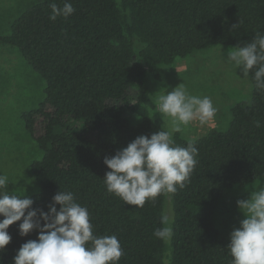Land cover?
Segmentation results:
<instances>
[{
  "label": "trees",
  "instance_id": "16d2710c",
  "mask_svg": "<svg viewBox=\"0 0 264 264\" xmlns=\"http://www.w3.org/2000/svg\"><path fill=\"white\" fill-rule=\"evenodd\" d=\"M53 2L62 7L64 0H40L0 36L45 81L43 102L21 114L43 153L29 168L40 187L28 197L32 208L47 212L59 190L71 191L89 210L94 234L117 236L124 252L118 264H162L167 246L153 231L169 206L170 264H231L229 240L213 213L230 189L264 179V89L255 87L254 70L252 100L231 107L228 128L190 139L198 162L170 200L126 205L106 190L103 160L137 136L164 130L147 75L157 77L159 66L178 58L264 34V0H70L75 12L55 21L49 19ZM173 140L181 147L189 141L180 132ZM20 222L7 229L12 239L0 264H13L20 246L37 239L35 229L20 236Z\"/></svg>",
  "mask_w": 264,
  "mask_h": 264
},
{
  "label": "clouds",
  "instance_id": "9594fccd",
  "mask_svg": "<svg viewBox=\"0 0 264 264\" xmlns=\"http://www.w3.org/2000/svg\"><path fill=\"white\" fill-rule=\"evenodd\" d=\"M49 7V19L53 21L75 12L70 0H64L62 7L55 2ZM226 62L240 68L243 77L254 70L255 87L264 89V34L257 32L251 41L231 47ZM155 104L159 113L168 118V129L137 136L103 160L109 169L103 177L106 190L126 205L143 207L159 196L170 200L186 186L198 162V149L192 140L186 147L175 145L173 133L193 121L201 126L210 124L218 111L210 97L191 95L183 84L159 95ZM9 183L8 176L0 174V251L12 239L7 229L13 223L21 221L18 232L22 237L34 229L38 231L37 239L20 246L13 264H118L124 252L117 236L94 234L89 210L77 202L73 192L59 190L45 212L33 209L34 201L24 192H10ZM237 206L245 218L230 233L227 249L231 264H264V187L238 200ZM173 224L171 208L162 210L160 226L153 231V236L167 246L162 264H170Z\"/></svg>",
  "mask_w": 264,
  "mask_h": 264
},
{
  "label": "rangeland",
  "instance_id": "374dc122",
  "mask_svg": "<svg viewBox=\"0 0 264 264\" xmlns=\"http://www.w3.org/2000/svg\"><path fill=\"white\" fill-rule=\"evenodd\" d=\"M40 0H0V36L10 33L13 21L28 7ZM231 46H214L185 58H178L172 65L159 66L157 77H145L150 96L156 98L183 84L189 94L208 96L217 107L215 119L201 126L193 121L182 126L180 133L186 139H195L210 130L225 131L231 120V107L249 104L252 85L243 77L240 68L226 62ZM45 81L33 71L21 54L13 47L0 43V174L9 178L8 190L26 197L39 192V184L30 173V165L42 158L43 153L26 131L21 114L37 108L44 100ZM156 105V104H155ZM164 130L168 118L156 108ZM174 134V133H173ZM264 187L258 179L245 187H234L218 201L213 213L215 227L229 240L233 229L244 219L238 200L249 197L253 191ZM169 208V206H166Z\"/></svg>",
  "mask_w": 264,
  "mask_h": 264
}]
</instances>
